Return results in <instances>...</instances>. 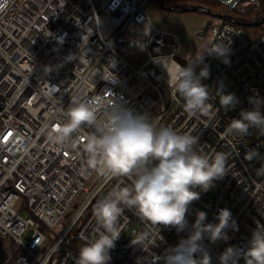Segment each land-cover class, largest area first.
I'll return each instance as SVG.
<instances>
[{
  "label": "built area",
  "instance_id": "obj_1",
  "mask_svg": "<svg viewBox=\"0 0 264 264\" xmlns=\"http://www.w3.org/2000/svg\"><path fill=\"white\" fill-rule=\"evenodd\" d=\"M151 1L8 0L0 11V240L13 239L23 249L14 264H77L85 238L94 234L96 201L117 184L130 183L88 165L83 144L91 130L86 126L68 145L49 143L43 130L66 122L58 109L67 111L74 99L96 105L98 117L114 99L149 118L153 114L156 127L199 137L201 154L229 157L226 176L191 204L185 231L160 226L159 232L126 209L109 264H163L166 250L192 231L197 210L207 213L206 223H218L216 214L227 208L237 222L238 230H227V241L203 239L212 264H220L228 247L246 250L257 223L264 225V176L256 174L264 161L245 159L250 149L264 156V129H250L242 139L226 134L241 110L258 105L264 114V33L250 37L238 21L211 27L210 42L197 54L223 42L230 47V63L205 58L209 76L203 83L213 100L206 110L189 115L167 83L174 63L187 65L180 61L182 37L155 23ZM70 54L75 59L68 60ZM165 57L168 73L158 63ZM221 85L225 94L237 97L235 109L220 108L216 89ZM138 237L145 238L143 247L135 245Z\"/></svg>",
  "mask_w": 264,
  "mask_h": 264
},
{
  "label": "clouds",
  "instance_id": "obj_2",
  "mask_svg": "<svg viewBox=\"0 0 264 264\" xmlns=\"http://www.w3.org/2000/svg\"><path fill=\"white\" fill-rule=\"evenodd\" d=\"M7 2L0 3V11L6 8ZM229 55V45L217 42L191 60L185 57L186 66L174 63L170 74L165 67L166 57L159 62L156 58V61L168 73L167 83L182 98L185 112L196 115L206 110L213 100L211 89L203 83L209 76L205 58L215 56L227 65ZM67 59L75 57L70 54ZM216 91L220 108L225 112L235 109L239 101L234 93L225 94L223 85ZM100 104L102 106L103 102ZM97 110L94 104L74 99L67 111L58 109L66 116V122L43 130L49 143L63 147L69 144L74 133L88 127L91 131L83 144L88 165L108 177L130 181L123 187L117 184L96 201L94 234L85 238L77 264H109L110 250L120 238L119 222L126 209L159 232L160 226L185 231L189 227L187 214L191 204L200 199L201 192L209 191L215 181L223 179L230 171L226 153L216 152L211 157L201 154L196 147L199 137L180 134L167 126L156 127L147 113H137L114 99L102 117H98ZM239 117L227 124V135L242 139L251 134L250 129H264V114L258 105L251 110H241ZM245 159L264 161V156L258 149H250ZM256 174L264 176V163ZM197 188L200 191H196ZM195 216L192 231L177 246L166 250L161 257L163 264H212L203 239L207 237L213 243L227 241V230H238L237 222L227 208L216 214L218 223H206L207 213L204 211L197 210ZM145 242L144 237H138L135 245L143 247ZM241 260L244 264H264V225L257 223L246 250L241 252L235 246L228 247L219 256L220 264H240Z\"/></svg>",
  "mask_w": 264,
  "mask_h": 264
},
{
  "label": "rangeland",
  "instance_id": "obj_3",
  "mask_svg": "<svg viewBox=\"0 0 264 264\" xmlns=\"http://www.w3.org/2000/svg\"><path fill=\"white\" fill-rule=\"evenodd\" d=\"M192 2H186L184 0H181L182 4L188 3V4H194L195 0H191ZM206 1V0H205ZM209 1V0H208ZM222 3L214 5L215 8H217L215 13L209 17V20L211 21V24L209 26L208 31L204 36H201L199 33L203 30L201 29L199 32H197L195 35L197 36L198 40L201 42L200 45L202 46V50H204L208 43L211 40V27L214 24L221 23L224 21V17L222 15H218V13L222 14H228L233 17L242 18L241 20H247L250 16L246 15L250 9H252L255 5H248L246 2H249V0H220ZM251 1V0H250ZM179 1V3H181ZM161 0H152L150 2V11L151 10H157V11H164V12H170L168 10L163 9L162 5L160 4ZM164 3H167L169 5L175 3V0H164ZM249 4V3H248ZM236 7V9H234ZM229 8H232L231 10ZM238 12V13H237ZM152 14V12H151ZM200 14H202L200 12ZM154 15V12L153 14ZM186 15L190 16L194 15V13H187ZM153 17V16H152ZM244 18V19H243ZM190 22V21H189ZM188 22V25H190ZM178 60H180L178 58ZM182 61V60H180ZM153 116V114L150 116V118ZM149 118V119H150ZM213 194L211 192H208V198L210 200L213 199ZM24 215H28L26 212ZM72 218V213L68 218L65 219V224L69 223ZM23 253V249H21L17 243L13 239H3L0 240V261L6 263V264H14L17 257Z\"/></svg>",
  "mask_w": 264,
  "mask_h": 264
},
{
  "label": "crops",
  "instance_id": "obj_4",
  "mask_svg": "<svg viewBox=\"0 0 264 264\" xmlns=\"http://www.w3.org/2000/svg\"><path fill=\"white\" fill-rule=\"evenodd\" d=\"M168 11L170 12L151 10L152 14L154 12L152 16L155 23L163 29L177 32L182 37L181 60H185V57L194 58L203 49L195 34L204 28L208 17L200 13H194L189 19L186 12ZM188 22L190 25H188Z\"/></svg>",
  "mask_w": 264,
  "mask_h": 264
},
{
  "label": "trees",
  "instance_id": "obj_5",
  "mask_svg": "<svg viewBox=\"0 0 264 264\" xmlns=\"http://www.w3.org/2000/svg\"><path fill=\"white\" fill-rule=\"evenodd\" d=\"M181 0H175V3L169 5L167 3H164V0H161V5L164 9L172 10L174 12H186V13H202L203 15L209 17L213 15L217 8H215L214 5L222 3L220 0H195L194 4H188V3H179ZM186 2H192L191 0H184ZM230 10L232 8H229ZM236 9V7L234 8ZM238 13V12H237ZM218 15H222L224 17V20L228 21H234V22H240L247 32V34L250 37H257L260 34L264 33V0H261L260 5H255L252 9L249 10V12L246 14L250 16L246 21L241 20L238 17H233L228 14H222L218 13ZM244 19V18H243ZM207 20V21H208ZM75 244V240L71 242V246ZM0 264H6L2 261H0Z\"/></svg>",
  "mask_w": 264,
  "mask_h": 264
},
{
  "label": "water",
  "instance_id": "obj_6",
  "mask_svg": "<svg viewBox=\"0 0 264 264\" xmlns=\"http://www.w3.org/2000/svg\"><path fill=\"white\" fill-rule=\"evenodd\" d=\"M210 24H211V21L208 20V21L206 22V24H205L203 30L199 33L201 36H204V35L206 34V32H207L208 29H209ZM70 214H71V212H69V213L67 214V216H70Z\"/></svg>",
  "mask_w": 264,
  "mask_h": 264
},
{
  "label": "snow or ice",
  "instance_id": "obj_7",
  "mask_svg": "<svg viewBox=\"0 0 264 264\" xmlns=\"http://www.w3.org/2000/svg\"><path fill=\"white\" fill-rule=\"evenodd\" d=\"M9 135H11V133H9ZM7 139V137H5V140Z\"/></svg>",
  "mask_w": 264,
  "mask_h": 264
}]
</instances>
